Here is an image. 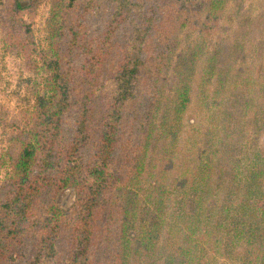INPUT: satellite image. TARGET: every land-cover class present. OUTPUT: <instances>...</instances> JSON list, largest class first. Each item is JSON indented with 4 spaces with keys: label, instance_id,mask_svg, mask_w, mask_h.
Wrapping results in <instances>:
<instances>
[{
    "label": "trees",
    "instance_id": "16d2710c",
    "mask_svg": "<svg viewBox=\"0 0 264 264\" xmlns=\"http://www.w3.org/2000/svg\"><path fill=\"white\" fill-rule=\"evenodd\" d=\"M38 4L0 0L42 86L0 264H264V0H47L45 48Z\"/></svg>",
    "mask_w": 264,
    "mask_h": 264
},
{
    "label": "rangeland",
    "instance_id": "374dc122",
    "mask_svg": "<svg viewBox=\"0 0 264 264\" xmlns=\"http://www.w3.org/2000/svg\"><path fill=\"white\" fill-rule=\"evenodd\" d=\"M38 1L34 34L39 45L45 48L48 5L47 0ZM39 82V77L26 69L17 56L9 55L2 50L0 42V185L11 174L5 155L11 131L28 125L32 105L36 102L37 96L42 94V86ZM73 199V192L67 190L61 193L58 204L67 207Z\"/></svg>",
    "mask_w": 264,
    "mask_h": 264
}]
</instances>
